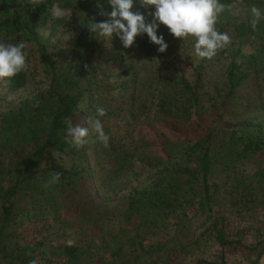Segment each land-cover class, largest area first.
Returning <instances> with one entry per match:
<instances>
[{
  "label": "rangeland",
  "instance_id": "rangeland-1",
  "mask_svg": "<svg viewBox=\"0 0 264 264\" xmlns=\"http://www.w3.org/2000/svg\"><path fill=\"white\" fill-rule=\"evenodd\" d=\"M137 1L140 4V0ZM2 3L0 0V14ZM231 5L235 6L219 14L216 27L231 36L227 47L237 48L239 39L234 22L253 17V7L259 9L263 16L264 6L260 0H233ZM56 6L64 10V16H52L40 32L49 38L46 44L54 60V70L62 74L75 52L74 41L80 30L66 24L75 9ZM143 8L155 11L154 7ZM167 30L170 36L168 44L178 45V49L166 58L149 54L142 47L131 50L117 48L113 36L110 39L96 34L95 49L100 48L101 52L98 55L96 50L93 58L99 66L91 80L94 92L92 96L85 93L78 114L71 121L83 126L85 113L82 110L93 101L95 107H107L114 112L106 123L108 137L125 145L132 141L137 145L150 143L153 152L164 157L166 139H171L172 145L176 146L179 144L177 138H200L207 131L212 132L216 155L211 178L216 199L212 215L198 208L200 185L194 182L191 188L186 186L188 193L175 209L157 216L154 222L150 218H139L137 213L128 210L127 196L130 184L136 185L139 180L129 176L119 192L109 190L105 183L108 170L101 169V163H106V160L102 154L96 153L99 148L93 147L82 152L90 158L87 164L93 167V180H79L74 188L52 194L50 186L54 182L49 175L78 163L80 157L77 151L54 152L56 157L50 151L34 173V178L26 181L14 198L17 217L10 227L14 241L31 245L36 260L41 263L264 264V129L260 131L258 126L249 124L260 120L264 123V77L247 82L237 93L240 100L232 102L233 106L228 108L229 114L225 117L220 116L218 109L211 108L186 125L173 120H157L154 99L164 86L162 72L166 61H170L171 71H183L191 80L196 78L194 66L201 61L195 53L193 38L183 41ZM246 38L245 53L258 44L255 36L248 34ZM0 41L12 42L3 38ZM28 44L24 50L29 64L26 71L28 82L15 90L9 88V79L0 83L2 105L13 106L39 89H48L52 82V72L47 71L37 47L30 42ZM88 47L90 50L91 46ZM225 48L205 64L203 80L206 86L213 87L214 83L222 80L229 61V52ZM119 52L123 53L124 60L112 61L110 58ZM103 59L109 61L104 62ZM9 95H14L15 99L9 101ZM248 139L260 143L261 149L244 151ZM3 159L5 154L0 149V160ZM145 176L147 174L142 173L140 180ZM161 176L155 173L150 179L156 182ZM219 231H224L229 240H240V244H220L217 239ZM66 245L79 247L77 261L68 260L64 253Z\"/></svg>",
  "mask_w": 264,
  "mask_h": 264
},
{
  "label": "trees",
  "instance_id": "trees-1",
  "mask_svg": "<svg viewBox=\"0 0 264 264\" xmlns=\"http://www.w3.org/2000/svg\"><path fill=\"white\" fill-rule=\"evenodd\" d=\"M232 2L233 0H221L226 8ZM260 3L264 6V0H260ZM98 4L102 5V8L98 7ZM54 5L66 9L74 8L75 11L69 16L66 24L80 30L74 41L75 52L62 74L54 70V60L46 44L49 38L40 32V29L48 25L52 19ZM102 10L106 13L113 10L108 0H3L0 38L12 41L11 43L20 41L33 43L47 71L52 72V82L48 89H39L35 94L20 99L13 106L0 104V149L5 154V159L0 160V264H30L31 260H36L31 245H22L19 241H14L13 232L10 231L11 223L17 217L13 203L22 185L34 178V173L39 170L50 151L59 153L77 151L80 157V161L71 167L56 170L61 172V177L50 186L52 194L58 190L68 191L74 188L79 180L88 178L93 180V167L87 164L90 158L87 153H82L93 147L99 148L96 153L102 154L106 160V163H101V169L108 170L105 183L109 190L119 192L123 189L121 185L124 180L129 176L135 181L139 180L136 185L130 184V191L127 194L128 210L137 213L139 218H150L154 222L157 216L175 209L188 193L186 186L191 188L194 182L200 185L198 208L203 213L212 215L216 199L211 178L216 155L213 148V133L210 131L200 138H177L179 144L176 146L172 145L171 139H166L164 146L166 157L153 152L150 143L137 145L132 141L130 145H125L120 140L114 141L110 136L108 145L105 146L97 138L88 121L90 118L93 120L99 118L107 134L109 127L106 123L114 116V112L104 107L106 115L97 117L98 107L91 101V105L82 110L85 113L83 126L89 128L84 145L73 146L66 143L64 139L66 119L77 116V110L86 92L90 93V96L94 92L91 80L99 68L93 61L97 50L96 33H91L86 23L93 18L96 22L107 21L110 17L100 15ZM132 10L143 14L146 24L152 22L150 11L144 9L137 0H134ZM253 18L249 16L245 21L234 22L239 45L237 48L233 46L225 48L229 52V61L222 80L214 83L213 87L206 86L203 80L208 58H201L200 63L194 66L196 74L194 80L183 71H171L170 61H166L162 72L164 86L158 90L154 99L157 120H173L186 125L211 108L218 109L220 116L225 117L229 114L228 108L233 106L232 102L240 100L237 93L247 82L264 77V14L260 17L255 30L251 24ZM248 34L255 36L258 44L252 51L245 53L243 46L248 43L246 38ZM157 35H162L165 42L169 43V32L163 24L159 25ZM113 37L117 42V48L124 47L119 36L114 33ZM88 46H91L90 50ZM137 47H142L147 53L161 58L170 56L178 49V45L168 44L166 52L160 53L159 46L152 43L146 33L139 35L134 45L126 49ZM97 51L100 55L101 49ZM110 59L122 62L124 55L119 52ZM103 61L108 62L109 59ZM9 81L11 90L24 87L28 82L27 72H22ZM249 124L258 126L260 131L264 129L263 120L252 121ZM260 149L261 144L254 139H248L244 145V151L257 152ZM142 173H146L147 176L140 180ZM155 173L162 175L156 182L155 179H150ZM52 176L53 174L49 175L50 178ZM261 176L263 177L262 173ZM217 239L222 245L241 242L227 239L224 231L217 233ZM78 249L77 245L64 246V253L68 255L69 261L78 260ZM36 261L37 264H44Z\"/></svg>",
  "mask_w": 264,
  "mask_h": 264
},
{
  "label": "clouds",
  "instance_id": "clouds-1",
  "mask_svg": "<svg viewBox=\"0 0 264 264\" xmlns=\"http://www.w3.org/2000/svg\"><path fill=\"white\" fill-rule=\"evenodd\" d=\"M112 6V11L106 13L103 10L100 15H107L110 18L104 22H96L93 18L88 20L86 26L91 33H96L98 37L112 38L115 33L119 36L125 48L134 45L136 38L146 33L150 41L158 45L160 53L166 52L168 44L162 35H157V29L160 24L166 26L170 33L177 39L187 40L189 37L195 41V53L200 58H213L216 53L227 47L231 43V36L228 32H222L217 29L216 24L219 14L222 13L226 5L221 0H140V4L145 8L154 7L155 11L149 15L153 17L151 23L145 21V16L140 12H134V0H108ZM235 5H227L231 8ZM102 8V5L98 4ZM253 19L252 27L255 30L261 13L259 9H251ZM64 10L54 5L52 16L62 18ZM29 47L28 42L20 41L18 43H5L0 41V83L6 79L13 78L29 68L25 49ZM14 95H9L8 100L13 101ZM97 117L106 115L104 108L96 109ZM66 143L73 146H83L85 138L89 135V128L80 124H73L71 118L65 121ZM89 125L97 134V138L108 145L109 137L104 131L103 124L99 118L89 119ZM123 123V122H122ZM56 157V153H54ZM61 172H54L52 182H58ZM31 255V253H29ZM30 264H37L36 260H31Z\"/></svg>",
  "mask_w": 264,
  "mask_h": 264
}]
</instances>
